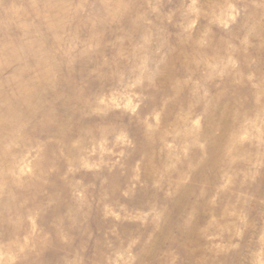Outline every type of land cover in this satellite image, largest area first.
I'll use <instances>...</instances> for the list:
<instances>
[{"label": "rangeland", "instance_id": "obj_1", "mask_svg": "<svg viewBox=\"0 0 264 264\" xmlns=\"http://www.w3.org/2000/svg\"><path fill=\"white\" fill-rule=\"evenodd\" d=\"M0 264H264V0H0Z\"/></svg>", "mask_w": 264, "mask_h": 264}]
</instances>
